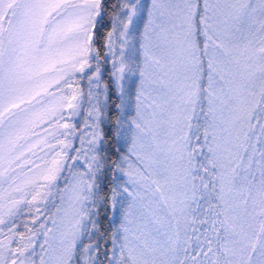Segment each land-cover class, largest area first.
<instances>
[{
  "label": "snow or ice",
  "instance_id": "snow-or-ice-1",
  "mask_svg": "<svg viewBox=\"0 0 264 264\" xmlns=\"http://www.w3.org/2000/svg\"><path fill=\"white\" fill-rule=\"evenodd\" d=\"M0 264H264V0H0Z\"/></svg>",
  "mask_w": 264,
  "mask_h": 264
},
{
  "label": "rangeland",
  "instance_id": "rangeland-1",
  "mask_svg": "<svg viewBox=\"0 0 264 264\" xmlns=\"http://www.w3.org/2000/svg\"><path fill=\"white\" fill-rule=\"evenodd\" d=\"M129 2L135 3L136 0H129ZM138 23H139V21H136L135 24H134V27L138 28ZM135 35L137 36V40H138V32L135 33ZM134 43H135V47L138 49V47H139L138 42L137 41H134ZM106 67H108V69H110L111 68V64L110 63L107 64V66H105V68ZM82 85H83V88H84L85 95L83 97V105H82L81 112L79 113V115H77L76 117L73 118V123L76 125L78 131H77V134L75 136H73V137L70 138L71 141H72V145H73V150H70V155H75L74 149L81 147L80 139H79L80 130H83L84 127H85V119L87 118V110L90 107V105H89V99H88V96H87V92H88V82H87L86 79L84 81H82ZM92 90H93V92H96L95 87H93ZM102 93H103V87L101 88V95L99 96V99H100L101 103H103V101H104V95ZM76 167L77 168H80L81 165L80 164H77ZM66 176H67V172H66V174H64V176L59 181V186L60 187H63L64 186V184H65V177ZM26 219H28V218H26ZM17 223L18 224L20 223V228L23 230V228H24L23 227V222L22 221H17Z\"/></svg>",
  "mask_w": 264,
  "mask_h": 264
},
{
  "label": "trees",
  "instance_id": "trees-1",
  "mask_svg": "<svg viewBox=\"0 0 264 264\" xmlns=\"http://www.w3.org/2000/svg\"><path fill=\"white\" fill-rule=\"evenodd\" d=\"M112 2H114V0H109V3L111 4ZM147 2V0H145V3ZM142 22L138 23V28L141 29L142 27ZM105 82H109V80H107V78H105ZM111 94V93H110ZM102 128H106L107 126L104 124H101ZM107 183V180H105V184ZM101 215H100V227H101V231H107L108 230V225H109V220H108V215H110V210L107 209V206L103 207L100 209ZM85 239H87V237H85Z\"/></svg>",
  "mask_w": 264,
  "mask_h": 264
}]
</instances>
